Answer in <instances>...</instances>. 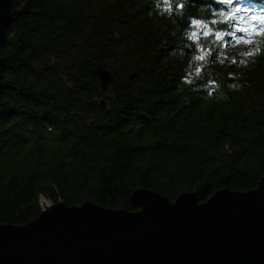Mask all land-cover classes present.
<instances>
[{
	"label": "trees",
	"instance_id": "obj_1",
	"mask_svg": "<svg viewBox=\"0 0 264 264\" xmlns=\"http://www.w3.org/2000/svg\"><path fill=\"white\" fill-rule=\"evenodd\" d=\"M11 1L0 50V225L33 222L42 198L135 212L142 189L205 203L258 188L264 35H231L246 25L221 15L230 6ZM236 5L264 11V0ZM96 65L113 75L106 91Z\"/></svg>",
	"mask_w": 264,
	"mask_h": 264
},
{
	"label": "water",
	"instance_id": "obj_2",
	"mask_svg": "<svg viewBox=\"0 0 264 264\" xmlns=\"http://www.w3.org/2000/svg\"><path fill=\"white\" fill-rule=\"evenodd\" d=\"M11 23L12 1L0 0V50ZM95 70L106 91L112 73ZM131 202L137 211L58 203L25 226L0 225V264H264V179L205 203L145 189Z\"/></svg>",
	"mask_w": 264,
	"mask_h": 264
},
{
	"label": "snow or ice",
	"instance_id": "obj_3",
	"mask_svg": "<svg viewBox=\"0 0 264 264\" xmlns=\"http://www.w3.org/2000/svg\"><path fill=\"white\" fill-rule=\"evenodd\" d=\"M165 3H168V0H165ZM221 5L230 6L231 10L226 13H221V15L226 16L228 21L236 22V21H244V27L237 26L236 32L231 33V35H235L236 33H249L252 35H264V11H262L259 15L252 14V10L249 8H245L243 6L236 5V0H219ZM179 7L182 9L184 5L181 3ZM258 22L261 27H255L254 23ZM200 21H193V24L199 25ZM210 32H206L205 35H210ZM195 35V33H194ZM227 34H221L220 32L215 33V37L217 40H223ZM249 43L251 41H248ZM200 60H203L204 57H198Z\"/></svg>",
	"mask_w": 264,
	"mask_h": 264
},
{
	"label": "rangeland",
	"instance_id": "obj_4",
	"mask_svg": "<svg viewBox=\"0 0 264 264\" xmlns=\"http://www.w3.org/2000/svg\"><path fill=\"white\" fill-rule=\"evenodd\" d=\"M41 205L44 209H48L49 207L52 206V203H50L49 201H47L46 199L42 198L41 199Z\"/></svg>",
	"mask_w": 264,
	"mask_h": 264
}]
</instances>
